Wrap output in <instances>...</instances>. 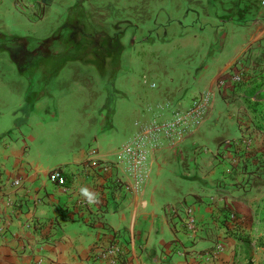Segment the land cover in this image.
I'll return each instance as SVG.
<instances>
[{
  "label": "crops",
  "instance_id": "1",
  "mask_svg": "<svg viewBox=\"0 0 264 264\" xmlns=\"http://www.w3.org/2000/svg\"><path fill=\"white\" fill-rule=\"evenodd\" d=\"M54 1L9 0L7 8L0 6V41L5 29L23 31L40 22ZM236 2L238 14L245 16L233 21L248 26L250 37L215 74L210 90L199 94L205 99L188 133L148 145L139 172L120 154L127 140L114 150L99 145L97 158L102 163H87V137L102 144L112 126L98 111L101 102L86 101L88 109L78 118L76 93L67 104L48 88L6 86L0 73V264H245L244 256L257 255L250 251L251 243L239 237L241 221L254 216L255 208L242 188L230 183L244 176L237 153L250 156L256 149V143L245 144L250 129L239 128L234 148L218 142L215 153L206 154L195 137L213 90L223 97L232 95L230 100L242 109L240 100H234L236 84L227 76L222 86L218 80L250 43L264 37V10L253 11L250 19L249 0ZM71 21L67 24L75 36L81 24ZM8 37V44L18 46L4 48L17 61L22 52L26 54L21 46L25 37L12 32ZM160 94L178 109L191 102L189 97L174 99V91ZM157 98H148L144 108L135 106L139 117L135 134L155 117L170 115L169 107L165 112L158 106L154 110ZM55 167L66 173L64 183L49 178ZM187 207L196 218L193 232L184 225ZM111 244L120 253L101 254ZM252 259L257 262V257Z\"/></svg>",
  "mask_w": 264,
  "mask_h": 264
},
{
  "label": "rangeland",
  "instance_id": "2",
  "mask_svg": "<svg viewBox=\"0 0 264 264\" xmlns=\"http://www.w3.org/2000/svg\"><path fill=\"white\" fill-rule=\"evenodd\" d=\"M3 1L5 9L9 0ZM248 6L246 17L251 19L253 11L264 10V0H249ZM239 8L236 0H55L29 29L3 30L1 83L18 89L48 88L67 104L76 93L78 118L88 109L86 101L101 102L98 111L112 126L102 144L88 136L87 148L105 145L114 150L135 134V106L144 108L151 96L158 95L156 111L159 105L176 106L160 94L165 90L174 91V99H192L210 90L215 74L250 37L248 26L233 21L245 16L238 14ZM71 20L81 24L75 36L67 24ZM10 32L25 37L21 46L27 51L17 61L4 48L18 46L8 44ZM237 62L242 79L235 85L239 92L234 100H240L242 109L230 100L232 95L223 97L213 90L195 137L206 154L215 153L218 142L230 140L234 148L239 128L250 129L245 144L256 143V149L250 156L234 151L244 176L230 183L239 185L255 208L254 216L240 224L239 237L257 253L244 256V262L264 264V37L250 43Z\"/></svg>",
  "mask_w": 264,
  "mask_h": 264
},
{
  "label": "built area",
  "instance_id": "3",
  "mask_svg": "<svg viewBox=\"0 0 264 264\" xmlns=\"http://www.w3.org/2000/svg\"><path fill=\"white\" fill-rule=\"evenodd\" d=\"M237 67H239V62H236L234 66L231 67L233 69L232 73H226V75H221L219 77L218 84L221 86L224 85L226 81L224 78L225 76H227L232 84L239 83L242 79V73L238 71ZM143 82H146L145 77H143ZM150 86L154 87L155 84L151 83ZM204 99L205 97L202 95L194 96L187 108H172L168 117H155L149 123L144 124L138 133L128 139L120 147V154L129 159L132 169L139 172L140 169L143 168L147 157L148 145L154 144V142L157 140L161 141L162 139H179L185 136L188 133L190 127L200 116V109ZM158 109L159 111L165 112V109L167 108H165L163 105H159ZM226 144L230 145L231 141H226ZM97 153V148H89L88 158L86 160L89 165L95 166L102 163L97 158ZM49 178L52 181L59 183H64L65 181L63 171L59 167H55L49 171ZM18 182V179L14 181V183ZM229 213L232 218L235 217V213L232 211ZM184 225L187 231L193 232L195 230L196 218L191 207H187L185 210ZM119 253V247L116 244H111L102 250L101 254L117 256Z\"/></svg>",
  "mask_w": 264,
  "mask_h": 264
},
{
  "label": "trees",
  "instance_id": "4",
  "mask_svg": "<svg viewBox=\"0 0 264 264\" xmlns=\"http://www.w3.org/2000/svg\"><path fill=\"white\" fill-rule=\"evenodd\" d=\"M246 49H247V47H246ZM246 49H245V50H246ZM244 52H245V51H244ZM63 176H64V179H65V178H66V173H64Z\"/></svg>",
  "mask_w": 264,
  "mask_h": 264
}]
</instances>
